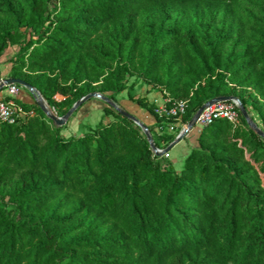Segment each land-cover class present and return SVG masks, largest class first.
I'll return each mask as SVG.
<instances>
[{
	"label": "trees",
	"instance_id": "1",
	"mask_svg": "<svg viewBox=\"0 0 264 264\" xmlns=\"http://www.w3.org/2000/svg\"><path fill=\"white\" fill-rule=\"evenodd\" d=\"M11 47L9 78L59 116L96 92L163 149L151 91L187 100L184 124L235 96L264 132V0H0V60ZM13 101L33 115L0 125V264H264V139L239 112L201 127L176 170L99 99L63 126ZM88 103L105 119L75 135Z\"/></svg>",
	"mask_w": 264,
	"mask_h": 264
},
{
	"label": "built area",
	"instance_id": "2",
	"mask_svg": "<svg viewBox=\"0 0 264 264\" xmlns=\"http://www.w3.org/2000/svg\"><path fill=\"white\" fill-rule=\"evenodd\" d=\"M6 94L9 99H5L0 95V125L14 124L19 118L32 116L33 112L26 113L15 104L13 98L19 93V88L16 84H11L5 87ZM187 107V100H172L170 98H163L161 103L157 104L155 113L157 116L165 120V125L158 128L157 132L161 133L163 130L172 133L175 132L176 126L181 125L177 135L185 128L182 118ZM238 105L235 101H220L208 107H205L199 114L196 125L203 127L211 124L216 120H226L233 126L239 124ZM176 135V136H177ZM175 136V138H176ZM164 156L168 157V153Z\"/></svg>",
	"mask_w": 264,
	"mask_h": 264
},
{
	"label": "water",
	"instance_id": "3",
	"mask_svg": "<svg viewBox=\"0 0 264 264\" xmlns=\"http://www.w3.org/2000/svg\"><path fill=\"white\" fill-rule=\"evenodd\" d=\"M11 84H16L21 86L22 88L28 90L30 94L33 96L35 103L37 106L40 108V110L45 114V116L50 119L55 126H63L69 117L72 115V113L84 102L91 98H96L101 100L102 102L106 103L107 105L111 106L114 108L118 113L122 114L125 116L127 119L131 120L135 125H137L143 132L146 141L149 145V148L151 149L152 153L156 156H163L165 153H168L176 144H178L180 141L183 140V138L196 126V121L201 113V111L205 108L208 107L216 102L220 101H235L238 105V111L245 120L247 126L259 137L264 139V132L254 123V121L250 118L248 115L247 111L244 109V107L241 105L240 101L238 100L237 97L235 96H218L215 98H212L208 101H206L190 118V120L187 122L185 128L176 136L175 140L171 142L166 148L164 149H158L155 147L152 137L147 129V126L144 125L138 118L135 116L129 114L119 106H117L115 103L111 102L108 98L102 96L99 93L92 92L89 93L80 99H78L74 104L70 107V109L62 116L58 117L55 114H53L47 107L46 103L44 102L43 98L39 94L37 90H35L33 87L30 85L26 84L20 79L16 78H2L0 79V90L5 88L8 85Z\"/></svg>",
	"mask_w": 264,
	"mask_h": 264
},
{
	"label": "rangeland",
	"instance_id": "4",
	"mask_svg": "<svg viewBox=\"0 0 264 264\" xmlns=\"http://www.w3.org/2000/svg\"><path fill=\"white\" fill-rule=\"evenodd\" d=\"M216 32H219V29H216ZM15 48L14 47H11V48H8L3 56L1 57V60H0V76L4 73L3 70L4 68L7 66L8 67V70H9V63L7 62L8 58L15 52ZM7 70V69H6ZM7 72V71H6ZM131 83H134L135 84V87L133 89V92L134 94L136 95H140L142 93H144V90H145V86H143L141 83H139L138 80H135V79H130L129 80V83L128 84H131ZM20 94H28V95H31L30 92H28V90L26 89H20ZM239 94H242V95H246V93H243V92H240ZM148 100L150 102H153L156 106L157 104H159L163 97L161 96V94L157 91H151L148 95ZM126 97V92L124 91L123 93L119 94L117 96V98L119 99H124ZM31 102H35L33 96L31 95ZM57 99H60V96H57ZM252 105L254 106H259L260 105V102L257 101V100H252ZM249 107V110H250V114L252 115L253 118H257L256 117V111L255 109H253L251 107V104L248 105ZM49 109V108H48ZM50 110V109H49ZM51 111V110H50ZM52 112V111H51ZM53 114H55L56 116L60 117L59 115H57L55 112H52ZM44 114V113H43ZM45 115V114H44ZM46 117V116H45ZM104 118L105 119V115L102 111H100V109H94L89 117L87 118L86 121H83V130L81 129L80 131H86L87 129L89 128H94L96 126V124L99 122L100 119ZM109 119H111V117H109ZM54 124V123H52ZM187 123H185L186 125ZM199 126H195V129H197ZM248 127V126H247ZM249 128V127H248ZM177 129V128H176ZM175 129V130H176ZM195 131V130H194ZM166 132L165 134L163 135H159L157 134L156 132L154 133L153 137L155 139V141L161 146V147H164V146H168L171 142H173L175 140V138L173 139V136L171 135H168V134H171L167 131H164ZM174 133V132H172ZM79 133H76L75 135H77ZM172 139V141H170ZM168 144V145H167ZM165 147V148H166ZM164 149V148H163ZM182 151L180 149H178L177 147H174L172 148L169 152H168V157L166 156H160V161L162 163H165V162H171L173 164V166L175 167L176 170H179L181 168V165H182V159H183V155L181 153ZM260 185H264V178L261 177L260 180L257 181Z\"/></svg>",
	"mask_w": 264,
	"mask_h": 264
},
{
	"label": "crops",
	"instance_id": "5",
	"mask_svg": "<svg viewBox=\"0 0 264 264\" xmlns=\"http://www.w3.org/2000/svg\"><path fill=\"white\" fill-rule=\"evenodd\" d=\"M3 72L4 73L0 76V79L9 78V76H8V67L7 66L4 68ZM17 97L20 100H22L23 102H25V103H30L31 102V98H30V96L28 94H20V92H19ZM92 106L93 105L89 104V103L85 104L84 106H82V108L78 111L77 115L75 116V118H74V120L72 122V125L70 127L73 128L74 130H76V133H81L82 132V131H80L81 129L83 130V128H82L83 123L82 122L86 121L87 118L89 117L90 113L94 110V109H92ZM142 116H143V118L145 119L146 122L153 123V118L151 116L146 115V114H142ZM176 127L181 128V125L178 124ZM200 129H201V127H198L197 129L193 128L183 138V140L180 141L178 144H176L174 147H177L178 149H180L182 151L181 153L183 155V152H185V150H188V148H190L191 146H194L196 144V137H197V134L199 133Z\"/></svg>",
	"mask_w": 264,
	"mask_h": 264
}]
</instances>
